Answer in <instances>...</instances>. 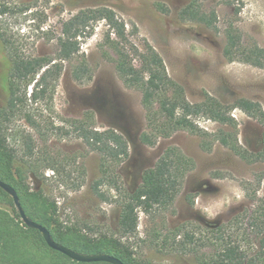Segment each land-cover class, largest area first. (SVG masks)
Here are the masks:
<instances>
[{"label": "rangeland", "instance_id": "374dc122", "mask_svg": "<svg viewBox=\"0 0 264 264\" xmlns=\"http://www.w3.org/2000/svg\"><path fill=\"white\" fill-rule=\"evenodd\" d=\"M191 2L204 12L215 14L213 28L180 20V11ZM0 5L12 10L0 18V27L25 56L55 58L57 38L65 20L81 10L107 7L123 20L130 41L140 51L146 45L153 47L162 58L168 77L182 88L190 103L201 102L205 95L224 105L248 98L259 102L264 110V70L229 62L221 52L229 24L240 31L243 40L264 48V0H0ZM23 6H28V10L20 11ZM107 31L100 21L88 30V37L80 40V52L93 72L91 82H74L71 64L64 63L59 80L47 78L43 99L31 100L33 84L27 88L26 114L36 122L38 131L31 129L24 118L13 119L7 130L9 146L20 155L31 147L35 152L68 156L74 181L80 180L83 167L84 184L78 191L71 188V179L63 180L50 170H45L44 176L53 185L62 219L82 221L91 234L99 230L116 232L114 208L100 202L88 189L98 176L99 156L77 137L72 122L92 112L90 128L100 132L113 129L126 139L129 158L117 175L118 184L128 192L139 186L143 172L153 167L167 147H178L195 162V169L186 178L173 210L165 214L167 226L171 229L178 222L189 224L197 236L210 235L212 228L224 226L230 234L238 232L240 240L245 231L249 241L241 244L256 253L258 240L247 220L263 208L264 162L247 164L217 143L210 153L203 152L198 138L186 132L159 139L154 147L142 145L139 135L146 123L140 94L126 89L116 76L114 65L108 60L115 54L104 46ZM133 63L138 64L136 60ZM8 68V57L0 43V105L7 88ZM232 115L238 123V143L248 151L260 152L262 128L238 110H233ZM195 122L210 135L222 129L204 117H197ZM28 184L31 190L36 189L31 178ZM188 193L192 194V206L185 199ZM109 196L114 197V192L109 191ZM244 211V223L240 227L231 225ZM149 227L148 218L139 212L136 235L128 241L137 257L153 264H194L191 257L161 254L149 248L144 243Z\"/></svg>", "mask_w": 264, "mask_h": 264}, {"label": "trees", "instance_id": "16d2710c", "mask_svg": "<svg viewBox=\"0 0 264 264\" xmlns=\"http://www.w3.org/2000/svg\"><path fill=\"white\" fill-rule=\"evenodd\" d=\"M27 10L28 6L20 8V11ZM10 12L11 8L0 5V18ZM179 18L182 22H193L206 28H213L216 20L214 13L204 12L196 2L183 8ZM100 21L108 28L104 46L115 54V58L108 60L113 63L116 76L126 89L140 94L146 123V129L139 135L142 145L154 147L159 139L186 132L198 138L203 152L210 153L217 143L247 164L264 162V110L259 102L239 98L232 105H224L205 95L201 102L190 103L182 88L168 77L162 58L153 47L146 45L140 51L130 41L123 20L107 7H96L81 10L61 24L55 58L25 56L0 27V43L9 61L7 88L0 105V181L15 189L25 214L45 227L55 242L80 254H108L123 264H153L137 257L128 242L136 235L141 212L150 224L144 243L157 253L188 256L194 264H264V203L263 208L253 212L247 220L258 240V251L254 254L241 244L249 241L245 231L240 240L238 232L230 234L224 226L214 227L209 230L210 235L200 236L189 224L178 222L171 229L167 226L165 214L173 210L186 178L195 169V162L178 147H167L153 167L143 172L139 186L128 192L118 184L117 175V170L129 158L126 139L113 129L100 132L90 128L89 121L94 120L92 112L74 120L72 124L77 137L90 152L99 156L98 176L88 189L100 202L109 203L114 208L116 232L99 230L91 234L82 221L62 219L53 196V185L44 176V171L50 170L63 180H70L72 172L68 167L72 160L61 153L35 152L31 147L20 155L9 146L7 130L13 119L24 118L31 129L38 131V125L25 110L26 90L31 84L30 99L34 102L43 99L47 78L59 80L64 63L71 64L70 75L77 84L92 81L93 72L80 52V40L88 37V30ZM221 52L229 62L264 70V48L253 41L243 40L233 24L224 31ZM135 60L137 65L133 63ZM233 110L240 111L262 128L263 149L260 152L248 151L238 143V123L232 115ZM197 117H204L222 129L210 135L197 126ZM81 168L80 180L71 179V188L76 191L84 184L85 172ZM29 178L34 181L36 189L31 190ZM109 191L114 192V197L109 196ZM191 195L186 194L185 199L192 206ZM0 205H3L0 206V264H86L73 262L49 249L37 230L25 226L11 197L2 189ZM245 212L238 214L231 225L240 227L246 219Z\"/></svg>", "mask_w": 264, "mask_h": 264}, {"label": "water", "instance_id": "95a60500", "mask_svg": "<svg viewBox=\"0 0 264 264\" xmlns=\"http://www.w3.org/2000/svg\"><path fill=\"white\" fill-rule=\"evenodd\" d=\"M0 189H2L9 197H11L13 204L22 220V222L25 224V226L32 230H37L47 247L55 252H58L62 254L63 256L67 257L73 262L77 263H106V264H123L119 259L115 258L114 256L108 255V254H95V255H86V254H80L70 248H67L53 240L51 237L49 231L41 226L40 224L34 222L31 218H29L21 204L18 198V195L15 191V189L10 186L9 184H6L2 181H0Z\"/></svg>", "mask_w": 264, "mask_h": 264}]
</instances>
